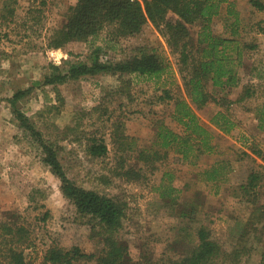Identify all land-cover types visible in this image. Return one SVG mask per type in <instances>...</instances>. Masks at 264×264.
<instances>
[{
    "label": "rangeland",
    "instance_id": "rangeland-1",
    "mask_svg": "<svg viewBox=\"0 0 264 264\" xmlns=\"http://www.w3.org/2000/svg\"><path fill=\"white\" fill-rule=\"evenodd\" d=\"M231 1L241 19L239 38L247 45L241 51L243 65L236 68L240 85L225 93L234 100L228 109L214 101L202 107L191 101L179 70L178 54L171 50L163 33L152 23L145 24L132 38L115 40L105 29L90 42L71 41L64 47L51 48L47 46L48 36L53 28L62 24L64 13L76 0H45V3L17 0L11 21L3 22L0 14L3 51L0 56V222L6 220L8 214H14L17 223L26 227L29 244L21 247L26 264H50L43 256L53 244L65 248L77 245L97 254L101 247L99 236L76 214L73 204L60 189V180L43 162L41 146L19 126L12 113L8 97L16 89L27 87H32L31 92L18 103L43 138L58 147V156L68 176L80 186L126 200L127 211L120 235L128 242L134 260L146 264L143 257L151 256L153 262L168 261L184 254L194 243L187 221L176 216L175 210L160 197L159 191L171 186L179 189V200L202 191L212 237L227 250L237 245L251 206L233 196L230 186L244 181L251 169H258L263 173L259 192L264 202V127L257 118V107L264 103V31L261 30L264 11L256 10L249 0ZM3 4L4 0H0V9ZM226 6L224 3L221 8L222 16L226 14ZM222 16L214 19L215 31L229 35ZM175 17L169 12L167 19ZM196 29L195 25L191 30L195 33ZM98 45L103 47L101 60L111 61L128 57L138 46L154 48L169 67L160 77L125 76L131 97L116 92L123 79L118 74H87L56 86L35 83L49 72V63L65 70L68 62L87 60L91 48ZM244 87H249L252 95L236 101ZM206 89L216 97L224 94L210 82ZM176 97L185 99L200 122L213 133V151L187 161L170 150L155 168L144 167L142 161L129 158L127 166L144 168L145 177L138 181H126L113 174L112 168L119 157L108 134L105 136L109 149L106 156L92 157L86 152L90 133L99 132V127L106 130L109 127V122L98 118L101 108L94 109L96 106L106 105L109 112L121 114L124 132L136 138L137 145L152 147L157 119L177 132L183 130L172 118ZM218 110L228 114L235 123L228 133L220 131L210 121ZM103 117L106 118V114ZM213 165L221 172L217 179L207 181L204 170ZM44 213H47L45 219ZM257 226V233L262 234L264 222ZM252 240L246 243L240 264H264L261 261L263 244ZM1 246L0 264H7Z\"/></svg>",
    "mask_w": 264,
    "mask_h": 264
},
{
    "label": "trees",
    "instance_id": "trees-1",
    "mask_svg": "<svg viewBox=\"0 0 264 264\" xmlns=\"http://www.w3.org/2000/svg\"><path fill=\"white\" fill-rule=\"evenodd\" d=\"M41 1L45 3V0ZM249 2L256 10L264 11L263 0ZM16 3L17 0H4L0 9L3 22L11 21L15 15ZM224 3L227 4L226 14L222 16L221 8ZM169 12L176 15L175 19H167ZM218 16L226 20L224 27L229 35L215 31L214 19ZM228 16L232 19H228ZM147 23L158 28L165 36L167 45L178 54L179 70L183 73L191 101L197 107L214 101L228 109L234 100L229 99L225 93L240 85L236 68L243 65L241 51L247 45L243 41L241 43L239 38L241 19L231 0H76L64 13L62 24L53 28L47 38V46L60 48L71 41L90 42L105 29L109 30L115 40L132 38ZM195 25L197 29L193 33L191 29ZM261 30L264 31V28L261 27ZM102 48L99 45L92 47L87 60L68 62L65 70H61L59 65L49 63V72L43 75L42 81L35 83L56 86L67 79L87 74H118L123 79L116 92L131 97L128 90L129 80L124 79L125 76L137 74L147 79L160 77L169 67L167 60L154 48L138 46L128 57L117 61L101 60ZM2 54L0 47V56ZM208 82L224 94L216 97L209 92L206 89ZM31 90L32 87L19 88L8 97L12 113L19 126L37 140L44 154L42 160L60 180L63 195L73 204L76 214L91 225L93 233L99 236L101 243L99 254L86 252L77 245L65 248L53 244L46 249L44 261L50 264H141L131 257L128 242L120 235L127 211L126 200L80 186L68 176L58 156V147L43 138L18 103ZM252 93L249 87H244L235 100H243ZM100 108L98 118L104 123L109 122V127L107 130L99 127V132L90 133L86 152L92 157L106 156L109 149L105 136L108 134L119 157L112 168L113 174L126 181H138L145 177L144 168L127 166L129 158L142 161L144 167L155 168L156 163L165 158L170 150L187 161L197 159L204 152L213 151V133L200 122L198 115L182 97L174 99L172 111V118L183 127L182 132L173 130L162 119H157L152 147L137 145L136 138L124 132V117L121 114L109 112L106 105H99L94 109ZM105 114L106 118L103 117ZM257 118L259 125L264 127V103L257 107ZM210 121L224 133L230 132L235 124L228 114L220 110L212 114ZM220 172L217 165H213L204 170V178L213 181ZM262 180L263 173L258 169H251L244 181L230 186L233 196L251 206L237 245L231 250H227L212 237L202 191H197L189 199L181 200L176 187L159 191L163 203L174 209L176 216L187 221L186 226L191 229L190 236H194L195 240L189 250L179 257L153 262L151 256H145L143 258L147 261L146 264H240L246 243L250 239L262 242L261 261L264 263V231L262 234L257 233V224L264 222V202L259 192ZM200 213L203 214L202 217ZM46 214H43V219ZM29 239L26 227L17 223L14 214H8L7 219L0 222V245L4 247L3 257L7 264H26L21 247L28 245Z\"/></svg>",
    "mask_w": 264,
    "mask_h": 264
}]
</instances>
